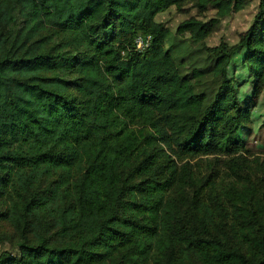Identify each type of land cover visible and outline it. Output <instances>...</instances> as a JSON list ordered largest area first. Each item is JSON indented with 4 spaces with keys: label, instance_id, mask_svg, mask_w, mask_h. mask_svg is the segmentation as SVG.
Instances as JSON below:
<instances>
[{
    "label": "trees",
    "instance_id": "trees-1",
    "mask_svg": "<svg viewBox=\"0 0 264 264\" xmlns=\"http://www.w3.org/2000/svg\"><path fill=\"white\" fill-rule=\"evenodd\" d=\"M250 1L0 0V264H264Z\"/></svg>",
    "mask_w": 264,
    "mask_h": 264
},
{
    "label": "rangeland",
    "instance_id": "rangeland-1",
    "mask_svg": "<svg viewBox=\"0 0 264 264\" xmlns=\"http://www.w3.org/2000/svg\"><path fill=\"white\" fill-rule=\"evenodd\" d=\"M256 1L257 0H251L250 5L239 12H227V9L220 10L219 14L222 16L220 26L217 31L207 38V43L209 45H215L221 40L227 41L228 43L235 42L239 34L248 27L253 13H255ZM212 15L218 14L215 10H211L209 16ZM157 19L165 22L173 29L175 24L181 19V16L174 10H171L159 14ZM235 63H237L238 66L241 65L238 58ZM247 74V70L243 67L233 72L235 82H246L245 85L243 84L244 87L239 90L243 96L251 92V79H249ZM255 101L257 104L254 109V119L248 127L249 130H247L244 135L247 137L251 152L255 155H264V88L258 98L254 99V103Z\"/></svg>",
    "mask_w": 264,
    "mask_h": 264
},
{
    "label": "built area",
    "instance_id": "built-area-1",
    "mask_svg": "<svg viewBox=\"0 0 264 264\" xmlns=\"http://www.w3.org/2000/svg\"><path fill=\"white\" fill-rule=\"evenodd\" d=\"M140 45H141V42L139 41V42H138V46H140Z\"/></svg>",
    "mask_w": 264,
    "mask_h": 264
}]
</instances>
